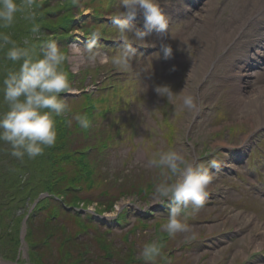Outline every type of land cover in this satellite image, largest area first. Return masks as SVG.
Wrapping results in <instances>:
<instances>
[{
	"label": "rangeland",
	"instance_id": "1",
	"mask_svg": "<svg viewBox=\"0 0 264 264\" xmlns=\"http://www.w3.org/2000/svg\"><path fill=\"white\" fill-rule=\"evenodd\" d=\"M239 1L240 0H233V2L223 7L220 16L224 17V23L228 22L232 7ZM113 4L114 3H112V5ZM116 5V7H113L116 10H114L116 14H118L120 11V0L116 1ZM207 6L210 7V3H208ZM161 9L163 10V7H161ZM39 12L40 11H38V13ZM91 12V10L85 9L82 14L84 13L90 16ZM113 13L114 12H111V15H113ZM196 13L202 16L201 9L196 10ZM138 15L143 16L142 13H138ZM17 17L20 23L12 30H19V34L24 36L22 41L28 39L31 43L35 44L34 38L36 36L31 34L34 37L30 38L29 35L31 33L30 24L22 19L21 14H18ZM207 17L208 16L205 18ZM142 18V23H144V16ZM185 19L186 18H184V20ZM201 23L207 26V22L203 21V19ZM132 25L134 28L139 29H143L144 27V25H142V27L140 25H134L133 22ZM193 27H195L196 30L189 34ZM113 29L115 30L113 33L114 38L120 41L118 29ZM41 30L42 28H40V31ZM79 32H82V29H79ZM181 33H185L189 36L188 38L190 41L187 43L189 45L191 43L194 44L195 50L188 46L187 49L194 55L195 61L200 63L198 68L199 72L196 73L194 70V73L187 77L185 83L178 89V92L182 89L183 92L175 95L176 91L173 86L171 89L173 92H164L162 90L161 96L155 91L157 86H168L169 83L173 82V77L178 79L181 75L180 69L184 73L183 77H185L186 71L183 70L182 67L178 69L177 67L166 65L165 70L157 72V75L150 82L147 75L146 64H142L139 60L137 68L134 59H132L130 61V67L125 70L126 73H121V75L129 76L130 79L126 81L128 85L133 83L131 77L136 76L138 91L141 94V98L137 101L142 103L136 105L135 102H132V106H130V104L124 105L123 103L121 104V102L113 100L108 106L110 108L109 116H119L121 118L114 117V119H112L109 117L105 119L99 116L97 120L95 119L96 135L91 136L90 141H88L89 144L96 145L102 139H109L105 133L103 134L101 131L104 128L115 130L114 133H116V135H113L116 137L118 136L121 142L113 141L104 147V151H107V155L104 158V162L102 161L103 163H101L103 170L101 169L96 175V180L91 190L82 191L86 197L89 199L93 198L94 201L87 206L83 204L84 202L80 203V206L91 208L93 209L91 212H95L97 208L104 207L109 201L112 200L115 202L111 210L103 212L102 219L106 220V223H98L99 220L97 222V224L101 225L99 231L106 232L108 227L112 229L111 233H109L110 240L107 239L106 243H110L113 254L110 256L109 253L105 252L106 248H104V246L102 247L100 244H97L99 242V239H97L96 242L98 231L92 230L86 236L82 237V239H84L82 241L84 249L88 246L86 255H88V259L89 256H91L92 258H97L100 262L105 260L108 264H122L120 260L121 258H125L124 252H126L128 248H132L131 244L126 243L127 241L124 242L122 236L124 237L126 231L130 230V239L132 237V239H136V241L132 243L136 248V252H134V250L131 252L136 261L137 258H139V252L143 245L151 242L156 235L159 239L162 236L166 237V239L162 241L165 244L164 253L170 252L169 258L167 257L168 260H165L166 264H264L263 260L251 263L252 260H254L253 257L256 258V256H254L255 251L261 248H257L258 246L254 245L257 241H251V238L255 234V236L260 234L257 233L261 230L262 226L253 227L252 222L242 225L241 219L235 218V212H242L241 207H245L247 210H252V212H250V210L246 212L248 215L251 214L253 218L264 223V195L262 194L264 186L262 183H259L260 180H264V168L261 169L263 173L259 174V172L253 171V168L251 173L249 168L246 169V167H243V170L234 175L230 170L223 173V170L217 171L215 169L218 168L210 167V161L215 160L219 168L224 169L225 167L223 168V166L220 165V162L224 161L223 158L228 155L224 151L236 150L238 147L248 142V138L257 131L258 126L264 124V117L263 121H260L256 113L245 114L242 109L245 103V97L241 94L242 90L238 88L237 82L231 75L233 72V61L236 55L235 50H231L220 59L214 71L207 78V81L203 83L201 87V108L198 111L197 119L192 121L197 108L194 112H189L181 106L180 97L185 95V84L188 83L190 88H192L186 95L192 96L197 104V88L195 84H193V81L199 82L201 80L202 75L208 70L213 58H215L230 39L226 36H219L218 42L216 43L210 35L208 26L207 30H200L197 17L192 21L191 26L182 29L180 31V34ZM146 40L148 42H157V32L154 30L146 37ZM195 41H198L200 46H195ZM120 50L121 48L117 50L116 47H114L113 51L110 50V53H107L109 51H105L104 48L89 51L85 48L84 43L76 46L75 41H72L70 45V67L75 72L81 69V71H84V75H86L90 73V71L87 72L88 67L93 69L98 63H104L106 61L105 59H108L110 62L111 56H116ZM0 65L5 72L8 71L7 61L1 60ZM18 67L19 64L17 63L13 64L10 69ZM114 70L117 72L124 71L117 67H115ZM152 70L156 69L152 67ZM0 77L4 78L2 76ZM192 77L193 79L190 83L189 80ZM0 80V86H2L3 79ZM176 84L177 82L175 81L172 85ZM90 86L91 83L88 82L86 88ZM169 87L171 88V86ZM119 93L120 85L116 84L115 95ZM166 96H171L173 106L170 107V110L176 107L177 112L175 114L168 111L165 106L163 107L164 101L168 100ZM70 100L71 106L81 102L80 98ZM131 100L135 101L134 97H132ZM6 110L7 106L3 103V94L0 92V112ZM169 115H171L170 119H168ZM72 123L74 125V119ZM110 124H113V126ZM107 125L109 127H107ZM170 125L174 128L170 129ZM237 125L239 128L229 129V127L233 128ZM70 128H73L71 124ZM133 129L135 130L133 131ZM130 133H134V137L131 138ZM74 138L75 140L72 142L71 149H75L82 143L83 146L88 144L87 142H83L87 141L86 138H84L83 141L76 139V137ZM174 141L175 143L172 146ZM170 149L182 152L192 159L198 158V163L210 168V173L213 177L212 183L209 185V194L206 197L204 206L194 214H191L189 210L190 214L186 218L181 217L188 225V231L178 233L174 237H169L167 234L161 233L159 229L155 230V225L152 224L154 220L150 219L148 215H144V219L150 225L145 227L146 224L140 221L137 215L138 213L145 214V212H139V206L141 207L148 204L155 205L157 208L162 207V203L150 202V195L154 190V185L161 179L159 170L148 169L144 165L154 152L168 151ZM10 153V146L4 142H0V200L4 198L7 203L10 202L7 197L8 186L11 183V180H8V178L11 177L14 171H17L16 168L12 167L9 169L7 166L9 159L13 158ZM27 159L28 157L25 156L21 161H26ZM240 168L241 166L238 171ZM63 170L71 173L73 168L67 165ZM63 170L59 171L58 174L62 173ZM30 174L31 172L28 168L24 167L20 169L19 175L24 184L28 183ZM254 183L258 184L257 187L254 186ZM231 185L234 188H229ZM150 189H152V191L149 192ZM141 190L142 192H140ZM217 190H222L224 199L210 203L206 202L208 199L215 200L212 198V195ZM23 201L24 204L22 206ZM23 201L19 204L10 202L15 206L14 208L7 205L11 210L4 212L7 223L3 222L0 225V232L5 230L0 234V249L9 250V239L15 233L13 227L15 222H18L19 236L22 234V218L25 214L27 215L33 203V201H29V197L27 199L24 198ZM127 211L128 213L126 214L128 215H126L124 220L119 223L116 222L117 217L121 213ZM157 213L158 216L160 215L159 217L161 220L163 218L165 219L161 221L165 223L167 220V213L164 211H161V213L158 211ZM0 215H3V213L1 212ZM85 215L84 212L81 220L86 219ZM59 220H61L59 223L63 225L74 229L77 228L75 226L76 219L73 215L63 212ZM32 227L34 228V232L30 234L28 228V233L31 239L37 240L35 235L39 233L40 230L41 233L45 234L46 232L44 233V230L48 226L42 224V220L37 218V222L34 226H31V228ZM55 228L59 229L57 226L54 227V229ZM25 233L26 235L28 234L27 230H25ZM227 233H234L240 237L230 242L227 239ZM53 236L51 241L59 244L58 237ZM58 236H61V234ZM187 241L190 242L189 244H191V246L185 245ZM23 245L26 255H23V251H21L18 261L20 264L26 262V260L28 262H33L28 255L29 248L27 242ZM19 246H21V244H18V248ZM119 247L122 248L121 253L118 252ZM46 254L57 255V252L46 251ZM262 254L264 255V251ZM17 255L18 252L13 258L9 257V259H3V254L0 251V259L9 263L16 260ZM131 257L128 262L131 260ZM128 258L129 257L126 255L125 259ZM160 259L162 260V258H158L156 263ZM58 260L57 258H52L54 263H57ZM74 260L75 259H72L71 261ZM63 262L65 263V261ZM67 262H69V259ZM128 262L127 264H130ZM140 264H146V262L142 259Z\"/></svg>",
	"mask_w": 264,
	"mask_h": 264
},
{
	"label": "clouds",
	"instance_id": "2",
	"mask_svg": "<svg viewBox=\"0 0 264 264\" xmlns=\"http://www.w3.org/2000/svg\"><path fill=\"white\" fill-rule=\"evenodd\" d=\"M38 6V0H0V29L13 26L17 15L21 14L22 19L31 25V34L38 37ZM138 13L144 16L143 29L134 28L130 23ZM112 22L122 42L121 50L113 57L112 64L120 70H127L136 56L134 44L147 47L149 42L146 37L154 30L164 33L168 29V18L158 0H120V11L112 17ZM96 35L93 33V36ZM161 47L165 58L169 57L172 48L165 44ZM0 51H4L6 60L19 64L18 68L6 72L0 86L3 103L7 106L6 111L0 112V142L8 144L10 154L19 160L25 156L35 159L43 155L46 148L55 146L56 118L71 111L61 96L70 91L68 73L63 70L67 56L54 40L41 45L37 52V46L30 40L25 39L18 44L10 34L2 31ZM162 90L172 91L167 85L155 88L160 96ZM182 92L183 89L178 93ZM180 99L183 109L189 112L196 110L197 104L192 96L183 95ZM73 119L82 129L90 127L91 122L86 114L77 113ZM144 166L159 170L161 177L154 185L150 202L167 201L170 204L167 220L160 225L159 231L169 237L187 232L188 225L181 217L186 218L190 212L194 214L204 206L213 179L210 168L172 149L154 152ZM210 167L218 168L219 165L213 160ZM164 247L160 239H154L143 245L139 257L146 264H156L158 258H163Z\"/></svg>",
	"mask_w": 264,
	"mask_h": 264
},
{
	"label": "trees",
	"instance_id": "3",
	"mask_svg": "<svg viewBox=\"0 0 264 264\" xmlns=\"http://www.w3.org/2000/svg\"><path fill=\"white\" fill-rule=\"evenodd\" d=\"M1 54L2 53H0V55ZM58 118L59 117L56 118L57 142L54 147L46 148L44 154L37 156L35 159L28 158L26 161H21L13 157L9 159L7 165L9 169L14 167L17 170L12 173L10 178H8V180H11V183L8 186L7 197L10 202L19 204L24 200V198L27 199L29 197V199L34 200L41 191L50 192L49 196L40 199L33 212L31 213L30 219L28 221L30 234L34 232V228H31V226L35 225V223L37 222V218H40L42 220V224H46L48 226L44 230V233L46 232L45 234L41 233L40 230L39 233L35 235V237H37V240L31 239L29 233L27 236L28 241L31 244L30 256L38 264H63L61 263V261L64 260L65 256H72L73 250H80L84 247L82 243L83 240L73 237L75 233L73 230L68 229L66 225L58 224V217L55 220H50V214H52V212L57 209V214H62L63 212H65L66 214L73 215L76 219L75 226H79L82 216L81 213L74 209H67L65 205H80V203L84 202L83 204L87 206L94 201L93 198L89 199L84 195V192H82L91 190L92 185L95 182L91 177L94 173V169L93 165L88 162L89 155L82 153L76 155L73 153V151H71L69 143L72 142L68 140V136L58 133V128L60 129L61 127V119ZM79 157H81V159H79ZM67 165L74 167L71 173L63 170V168L67 167ZM24 167L28 168L31 172L27 184H24L22 182L21 176L19 175L20 169ZM61 170H63L62 173L58 174V172ZM87 171H90V174L88 176H86ZM77 187L81 188L77 189ZM10 202L7 203L4 198L0 200V213H3V215H0V225L3 222L7 223V218L4 217V212L11 210L7 205L12 208L15 207ZM113 203L114 201L111 200L104 207L97 208V210H110L113 207ZM23 204L24 201L22 203V206ZM89 219H91L90 216L88 217V220ZM53 226H57L59 227V229H54ZM91 226L92 223L89 222L88 224H85L84 228L80 225V228L78 230L82 231V229L85 230ZM13 227L15 233L9 239V250L0 249L3 256L7 258H13L16 256V253L18 251V244H20L18 222H15ZM3 231H1L0 234ZM59 233L61 234V236L57 235ZM46 235H50V239H47L48 241L46 240L47 242L43 243L44 238L47 237ZM52 236H57L60 243L57 244V242H52ZM64 238L66 240H70L64 241ZM97 238L100 240L98 244H100L102 247H110V243H106L107 239L103 234L98 235ZM119 249L120 250H118V252L121 253L122 248L119 247ZM46 251H56L57 255H48L46 254ZM131 252H133L132 248H128V250L124 252L125 258L127 255L129 257L128 259L121 258L120 260V258L118 257L122 264H127L128 260L132 256ZM52 258L59 259L58 263H54L52 261Z\"/></svg>",
	"mask_w": 264,
	"mask_h": 264
},
{
	"label": "bare ground",
	"instance_id": "4",
	"mask_svg": "<svg viewBox=\"0 0 264 264\" xmlns=\"http://www.w3.org/2000/svg\"><path fill=\"white\" fill-rule=\"evenodd\" d=\"M254 8L255 10H258L259 12H262L264 14V0H247L246 4L240 5L236 7V18L233 19L231 23V27L229 28L230 34L233 35L232 32H234L237 28V22L238 24L242 23L246 17V13L249 12V9L252 10ZM214 34V33H213ZM260 53V52H258ZM264 61V51L261 52L260 56H253L252 60L255 63L260 64V60ZM251 61V60H250ZM251 63V62H250ZM196 73L199 72V69L197 67V70L195 71ZM244 75L241 77L243 81L247 80L248 78L244 77L248 75L250 72L249 71H243ZM194 73V71H193ZM193 77L189 80L191 83ZM198 81H193V84H195V87H197ZM184 94L186 95L189 91L192 90L190 88L189 84L187 83L184 87ZM245 96V103L243 104V110L245 114H250V113H256L257 116H259V120L263 121L264 117V82L261 81V84H256L252 88H250L246 93H244ZM236 154V153H233ZM235 218H240L242 223H249L252 222L253 227H259L262 226L261 230L257 233L259 235L255 236L253 235L251 238V241H257L254 243L255 246L261 247L264 245V223L256 220V218H253L252 215H248L246 212H235ZM257 247V248H258ZM256 249V248H255ZM1 264H11V263H5V261H1Z\"/></svg>",
	"mask_w": 264,
	"mask_h": 264
}]
</instances>
